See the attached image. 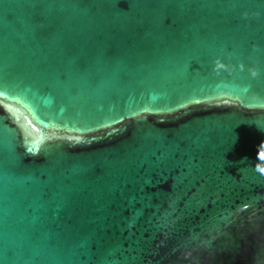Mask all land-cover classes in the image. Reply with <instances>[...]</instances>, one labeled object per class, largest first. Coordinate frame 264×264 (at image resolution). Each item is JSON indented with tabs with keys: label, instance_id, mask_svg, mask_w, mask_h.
<instances>
[{
	"label": "water",
	"instance_id": "obj_1",
	"mask_svg": "<svg viewBox=\"0 0 264 264\" xmlns=\"http://www.w3.org/2000/svg\"><path fill=\"white\" fill-rule=\"evenodd\" d=\"M0 264H264V0H0Z\"/></svg>",
	"mask_w": 264,
	"mask_h": 264
}]
</instances>
